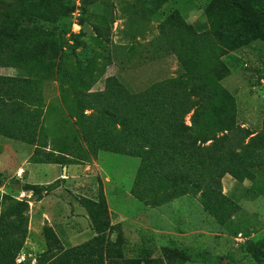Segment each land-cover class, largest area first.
<instances>
[{"label":"trees","instance_id":"trees-1","mask_svg":"<svg viewBox=\"0 0 264 264\" xmlns=\"http://www.w3.org/2000/svg\"><path fill=\"white\" fill-rule=\"evenodd\" d=\"M62 7L48 0L36 17L55 22L74 10ZM206 15L208 32L196 31L177 13L159 25L154 46L163 54L176 55L182 74L141 92L111 76L101 99L90 92L92 81L85 83L69 68L60 70L62 60L66 66V56L49 32L37 26L0 24V67L27 72L25 76L0 75V135L5 125L16 127L25 141L46 147L45 135L39 142L40 133L35 136L34 131L45 117L39 83L53 72L65 102L74 100L75 107L68 108L80 128L75 138L87 147L81 153L70 145L60 155L36 149L32 162L68 166L102 150L135 156L141 159L137 179L146 184L144 198L149 203L201 195L207 212L222 226L234 227L238 207L224 193L223 179L231 175L237 185L246 180L254 183L256 173L264 179V128L254 131L239 123L237 99L222 84L230 74L224 57L243 45L244 37L264 41V0H211ZM232 17L238 19V30L226 25L225 19ZM95 31L99 38L105 27L96 25ZM91 64L94 69L87 70L92 78L98 69ZM72 81L75 95L67 91ZM44 187L29 183L23 188L41 200L47 192ZM260 189L264 191V184ZM6 198L11 202L0 213V264H15L28 236L29 202L11 195ZM82 204L97 236L65 249L53 227H46L48 249L36 264H166V259H188L179 248L170 247H164L165 257L126 259L121 235L115 240L107 236L114 225L104 190H99L97 199H82ZM240 231L234 229L236 234ZM247 251L264 264V238L251 243Z\"/></svg>","mask_w":264,"mask_h":264},{"label":"rangeland","instance_id":"rangeland-1","mask_svg":"<svg viewBox=\"0 0 264 264\" xmlns=\"http://www.w3.org/2000/svg\"><path fill=\"white\" fill-rule=\"evenodd\" d=\"M52 1L64 9L74 7V10L55 22H46L36 14L48 0H0V24L37 26L49 32L63 46L66 56V66L62 60L60 70L69 68L85 83L92 81L90 92L99 99L111 76L130 90L141 92L184 72L176 55L163 54L154 46L159 25L170 15L177 13L198 32L209 31L206 8L211 0ZM75 22L82 25L77 28L79 32L74 30ZM225 22L232 31L238 30L237 18L225 19ZM96 25L105 27L99 38ZM243 42L224 57L230 74L222 84L237 99L239 123L261 131L264 128V41L244 37ZM91 63L98 69L92 78L88 71L89 67L94 69ZM26 74L25 70L15 67H0V75ZM56 79L50 72L39 83L45 117L36 125L34 133L35 136L40 133L39 142L45 135L46 147L25 141L16 127L5 125L0 135V213L11 202L6 195L29 202L28 236L17 252L15 264H36L44 256L48 249L46 227H53L65 249L94 239L97 233L82 199H97L101 189L114 225L107 236L115 240L121 235L126 259L148 255L165 257L164 247H170L179 248L188 259H166V264H260L247 251L251 243L264 238V191L260 189L264 179L259 173L254 183L246 180L237 185L231 175L223 179L224 193L233 197L238 207L235 226L228 228L203 208L201 195H186L158 205L149 203L144 198L146 184L137 179L141 159L135 156L102 150L97 156L68 166L34 164L36 149L60 155L70 145L79 147L81 153L87 147L85 141L75 138L80 128L69 110L75 107L74 100L65 102ZM72 84L67 91L75 95L74 81ZM43 180L51 183L44 187L47 190L44 199L23 188L29 183L41 185ZM235 228L241 233L236 234Z\"/></svg>","mask_w":264,"mask_h":264},{"label":"crops","instance_id":"crops-1","mask_svg":"<svg viewBox=\"0 0 264 264\" xmlns=\"http://www.w3.org/2000/svg\"><path fill=\"white\" fill-rule=\"evenodd\" d=\"M34 164H35V163H34ZM40 164H41V163H40ZM41 165H42V164H41ZM24 169H25V168H24ZM21 170H22V168L19 169V172H20ZM64 170L67 171V168H65ZM40 183H41V185H50V184H51V183H49V182L46 181V180H43V182H40ZM44 195H45V197H46V192L44 193ZM45 197H44V198H45ZM44 198H43V199H44ZM80 245H81V244H80Z\"/></svg>","mask_w":264,"mask_h":264},{"label":"built area","instance_id":"built-area-1","mask_svg":"<svg viewBox=\"0 0 264 264\" xmlns=\"http://www.w3.org/2000/svg\"><path fill=\"white\" fill-rule=\"evenodd\" d=\"M77 28H82V25L80 24V22H75V23H74V30H75V32L78 31ZM78 32H79V31H78Z\"/></svg>","mask_w":264,"mask_h":264}]
</instances>
